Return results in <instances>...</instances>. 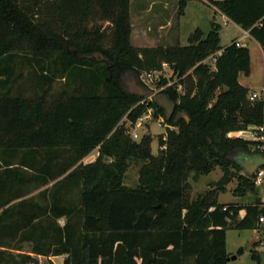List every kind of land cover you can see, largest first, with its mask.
I'll return each mask as SVG.
<instances>
[{"label": "trees", "instance_id": "obj_1", "mask_svg": "<svg viewBox=\"0 0 264 264\" xmlns=\"http://www.w3.org/2000/svg\"><path fill=\"white\" fill-rule=\"evenodd\" d=\"M206 1L257 40L264 55V0ZM115 2L118 14L113 13L115 25L107 43L89 23L97 9L111 16ZM179 2L184 9L188 0ZM129 9V0H0V130L11 133L14 149L51 150L44 163L34 166L31 179L44 185L60 178L67 170L58 171L59 155L52 150L64 146L74 149L76 161L97 148L114 160L98 164L95 180L104 179L108 186L97 182L83 186L91 171L80 168L55 184L44 208L31 199L20 200L28 178L3 155L0 264H36L40 256L51 253H65L64 264H227V229L261 227L260 198L240 205L220 203L216 195L212 200L199 195L187 204L184 199L188 171L198 173L211 157L227 167L233 163L228 155L240 150L253 169L264 168V153L250 154L245 141L225 137L239 123L264 125V99L250 107L247 88L239 80L240 72L251 74L249 47L231 42L219 55L217 69H212L204 59L220 47L216 22L197 45L139 47L131 41ZM189 39L195 37L191 34ZM28 44L41 70L48 71L52 53L59 52L56 60L62 71L78 69L81 86L48 105L14 94L16 59ZM94 53L101 57L93 59ZM166 62L176 63L174 68L181 73L192 69L197 92L193 97L179 93L178 82H161V92L176 102L175 111H187L191 119L175 120L174 114L167 120L181 127L179 134H169L163 151L167 171L148 173L133 187L124 185L120 181L124 163L140 157L141 151L139 142L119 130L121 122L125 117L137 120L149 107L156 116L163 109L156 101L144 103L135 91L126 93L123 81L134 74L139 86L147 89L140 72L161 70ZM223 85L228 89L217 100L214 91ZM2 143L0 138L4 154ZM63 217L67 222L62 227ZM74 223L80 232L71 226ZM23 242H32V250L23 251ZM253 258L260 264V254L253 253Z\"/></svg>", "mask_w": 264, "mask_h": 264}, {"label": "rangeland", "instance_id": "obj_2", "mask_svg": "<svg viewBox=\"0 0 264 264\" xmlns=\"http://www.w3.org/2000/svg\"><path fill=\"white\" fill-rule=\"evenodd\" d=\"M81 1V0H80ZM148 0H129V16L133 24L136 23L135 32L131 33V41L134 45L139 47H146L155 40L162 46H183L189 44H199L204 40L207 33L212 29V22L220 24L218 30L220 47L212 49L205 56V62L210 64L212 69L216 70V63L219 55L223 52L225 46L233 41L240 42L241 45H246L251 49V74L249 76L240 72L239 80L247 88L246 100L250 107L258 106V102L264 99V55L260 44L257 40L251 41L245 34L244 30L237 23L227 20L222 15L220 7H216L206 0H188L187 6L183 9L179 0L167 1V7L164 8L165 15L163 19L167 18L170 22L165 20L167 26L162 33L159 28L148 30V35L145 32L146 20L149 18L142 10L147 9L149 5H145ZM157 1V0H155ZM155 7H159L156 3ZM36 11V10H34ZM141 11L136 17V12ZM110 14H103L101 9H97V13L90 21V28L98 31L100 35H105L104 41L110 42L112 37V30L115 25L113 20V13L118 14L117 2L112 4ZM135 16V19H134ZM40 16H36L35 20H39ZM153 22V21H152ZM154 23V22H153ZM156 23V22H155ZM157 23L160 21L157 20ZM162 34V35H161ZM195 37L190 42V35ZM34 45V43H30ZM28 44L16 59L15 75L13 77L12 89L14 94L21 96H28L35 98L36 101L45 102L46 105L60 98L61 94L72 93L73 90L81 86L82 77L80 71L70 72L65 74L62 71L60 62L56 58L59 52H53L51 55V67L48 71L41 70L37 64L34 63V57L30 49L32 46ZM259 50V51H258ZM98 53L92 55L93 59H99ZM39 58V57H38ZM186 60L183 61V63ZM176 63L167 62L166 66H162L160 74H154L152 81L146 82L144 74L146 71H141L140 76L142 82L147 86V90H152V95L144 98L143 102L156 101V98L163 94L161 91L164 86L161 84L163 79H167L169 83L178 82V92L183 96L190 95L193 97L195 92V78L192 75L191 67H186L184 73H181L174 68ZM86 66H84L85 68ZM83 68V69H84ZM148 73V72H147ZM87 74V72H86ZM139 86L138 79L134 74H127L123 81V86L126 93H131L136 90L135 85ZM248 86V87H247ZM227 85L217 88L215 98L218 100L221 91H226ZM258 93L256 99L252 96ZM260 116L262 117V109L258 108ZM141 117V116H140ZM160 117L165 121L159 125L157 118ZM157 118L146 120L142 125L136 126L135 121H130L127 117L123 119L119 130L124 134L129 135L133 140L140 143L141 155L137 158L128 159L125 165V173L120 181L124 185L136 186L140 184L143 177L151 172L158 173L159 171H167L166 164L162 159L168 136L171 132L179 134L181 127L174 124H169L166 120L165 112L159 111ZM191 119L187 111H176L174 119ZM138 119V118H137ZM258 126V125H257ZM256 126H244L239 123L235 128L229 129L225 133V137L232 140L242 139L245 141L247 151L250 154L264 153V141L258 139L261 131ZM136 130V135L134 132ZM11 133L0 130V138H2L1 148L6 150L4 154L0 153V165L3 164L2 156L12 162L14 168L20 169L27 176L28 181L24 185L23 197L20 200H33L47 206L48 192L55 186L56 183L61 182L65 178H69V174L73 171L90 170L91 178L82 181L83 186L93 184L108 186L109 183L104 179L96 181L95 178L99 174L100 166L98 164L106 159L104 153H100V148H97L91 155L76 161V153L71 146H64L61 148L53 149L52 152L57 153L59 157L56 161L58 171L66 169L67 171L58 179L50 180L46 184L41 185L32 180V175L35 173L34 166L44 163L49 157L51 150L43 149H14L17 145L10 141ZM257 138V139H254ZM237 143V142H236ZM228 158L232 160V164L227 167L221 166L215 157L209 158V162L202 166L201 170L197 173L195 171H188L186 182L188 183L187 192L185 194V204L195 200L199 195L207 196L212 200L215 198L218 202L250 204L256 199L260 198L262 206L264 207V176L262 181L257 182V173L254 177L249 176L248 172H258L259 168H252V165L247 163V159L243 156L240 150H234ZM113 159H109V163H113ZM237 164V165H236ZM227 180V182L225 181ZM77 194V190L75 191ZM237 199H235V198ZM67 222L66 218L59 219V224L63 227ZM76 232H80V225L74 223L71 225ZM226 248L229 256L236 255L241 247L244 252L237 259L227 261V264H259L254 258V255H261L260 264H264V221H261V227L258 230L228 228ZM23 251H31L33 248L32 242H23L21 245ZM34 254V253H33ZM35 255V254H34ZM68 256L64 254H49L40 256L39 262L36 264H64Z\"/></svg>", "mask_w": 264, "mask_h": 264}, {"label": "crops", "instance_id": "obj_3", "mask_svg": "<svg viewBox=\"0 0 264 264\" xmlns=\"http://www.w3.org/2000/svg\"><path fill=\"white\" fill-rule=\"evenodd\" d=\"M167 1H169V0H157V1H155V0H148V1H146V3H145V5H149V7H147V9H144V10H142L143 11V13L147 16V14L149 13V18L146 20L147 22V24H146V26H145V32H146V35H148V30H150V29H153V27H154V29H156V28H159V30H160V32L162 33V31L164 30V28L167 26V24L165 23V20H167L168 22H169V20L167 19V18H165V19H163L162 17L165 15V13H164V8H165V6L167 5L166 3H167ZM158 4L159 5V7H155L156 5L155 4ZM167 7V6H166ZM141 13V11H139V12H136V14H135V16L137 17L138 16V14H140ZM222 15L227 19V20H229L223 13H222ZM135 16H134V19H135ZM157 20L158 21H160V23H157ZM154 23H153V22ZM230 21V20H229ZM156 22V23H155ZM215 21H213L212 23H214ZM168 24H170V22L168 23ZM243 29V28H242ZM135 30H136V23H135V21L133 22V32H135ZM244 30V29H243ZM244 32H245V34H247L246 36L251 40V41H254L255 39H253V38H251L250 37V35H249V33L247 32V31H245L244 30ZM162 35V34H161ZM259 43V42H258ZM160 44H158V42L155 40L154 42H152V43H150V45H148V46H159ZM148 46H146V47H148ZM261 47V46H260ZM249 49H250V47H249ZM262 49V48H261ZM259 51V50H258ZM262 52H263V50H262ZM250 56H251V49H250ZM251 62H252V56H251ZM248 87V86H247ZM246 158V157H245ZM247 163H249V164H251L252 166H253V164H252V162H248V160L246 161ZM235 198V197H234ZM236 199V198H235ZM237 200V199H236ZM220 203H225L224 201L223 202H221L220 201ZM243 213H244V210H241V212H240V216L241 215H243ZM228 252V251H227Z\"/></svg>", "mask_w": 264, "mask_h": 264}, {"label": "water", "instance_id": "obj_4", "mask_svg": "<svg viewBox=\"0 0 264 264\" xmlns=\"http://www.w3.org/2000/svg\"><path fill=\"white\" fill-rule=\"evenodd\" d=\"M135 88H136L135 92L137 94H139L143 98H147V97L152 95V90H150V89L147 90V89H145V88H143L141 86H138L137 84L135 85ZM156 102L159 105V107H161L163 109V111H165L166 120H170L174 116V114L176 112L175 111L176 102L173 101L171 99V97L168 94H165V93H163L159 97H157L156 98ZM108 160H109V158L107 157L106 161H108ZM247 160H248V162H251V160H249V159H247ZM253 171H250V172L252 173ZM238 251L239 252L236 255H233L231 257L229 256L228 257V261L231 260V259L235 260L240 255H242V253L244 252V248L241 247Z\"/></svg>", "mask_w": 264, "mask_h": 264}, {"label": "built area", "instance_id": "obj_5", "mask_svg": "<svg viewBox=\"0 0 264 264\" xmlns=\"http://www.w3.org/2000/svg\"><path fill=\"white\" fill-rule=\"evenodd\" d=\"M237 44L240 45V42H237ZM166 64H167V62L164 63L163 65L166 66ZM160 73H161V70L148 71V73L146 72L144 74L146 82H148V80L152 81L154 79V74H160ZM256 97H258V93H255L252 96V99H256ZM155 112L156 111L153 107H149L147 112H145L141 117H139L134 124H136V126L138 127V126L142 125L146 120L157 118V116L155 115ZM157 121H158L159 125H162V123L165 122L161 117H160V119L157 118ZM254 128H257L261 131L260 135L257 138L264 141V125L256 126ZM136 134L137 133L135 130L134 135H136ZM257 138H254V139H257ZM262 176H264V168H260L259 171L257 172V180H258L257 182L262 181L261 180ZM260 220L264 221V215L261 216Z\"/></svg>", "mask_w": 264, "mask_h": 264}]
</instances>
